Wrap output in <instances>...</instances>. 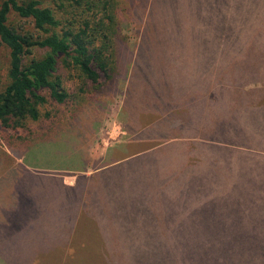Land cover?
Returning <instances> with one entry per match:
<instances>
[{"label":"rangeland","instance_id":"rangeland-1","mask_svg":"<svg viewBox=\"0 0 264 264\" xmlns=\"http://www.w3.org/2000/svg\"><path fill=\"white\" fill-rule=\"evenodd\" d=\"M120 21L115 79L29 121L46 137L24 156L36 165L0 138V173L29 171L0 191V264H264V151L232 137L263 122L264 0H124ZM182 24L202 47H175ZM8 65L2 47L4 82ZM59 74L78 94L77 72Z\"/></svg>","mask_w":264,"mask_h":264},{"label":"trees","instance_id":"trees-1","mask_svg":"<svg viewBox=\"0 0 264 264\" xmlns=\"http://www.w3.org/2000/svg\"><path fill=\"white\" fill-rule=\"evenodd\" d=\"M51 1L55 8L45 6L39 0H0V48L9 51L6 82L3 81L0 67V138L6 149L20 158H23L27 151L42 146L37 144L46 141L44 135L32 134L28 127L29 121H40L41 106L50 101L60 105L73 100L78 102L81 100V94L87 95L88 91L84 88L87 83H91L98 91L102 80L111 82L117 74L119 43L123 37L120 15L124 0ZM12 16L31 21L36 33L27 31L24 27L17 29L11 23ZM182 25L178 26L182 29L175 47H202L201 40L190 38L184 24ZM148 29L141 42L146 47V40L151 38ZM142 44L140 47H145ZM36 50H45L46 53L39 58L34 57ZM61 67L75 70L83 81L78 94H71L64 87L62 76L59 74ZM158 89L156 97L161 99L163 96L167 99L164 89L168 90V94L173 92L168 87L163 88L162 84ZM88 93V97H91L93 92ZM259 117L258 120H263L261 125L256 122L254 128H240L239 136H232L237 145L264 151V114H259ZM3 156L8 157L9 153L0 148V161ZM24 159L27 165H36L27 157ZM26 172L29 171L17 166L0 173V191L8 189L10 185L16 188L22 184L21 179ZM256 183L255 190L252 188L257 192L258 199L255 201L264 203V181ZM15 188L12 192H15ZM1 194L0 192V196ZM1 198L0 213L10 219L11 211L6 206L7 198ZM3 227L0 224V231ZM251 245L246 244V248L236 250L234 255L244 259V250L248 251ZM213 250L219 253L222 251L219 248ZM6 261L4 264H9ZM162 261L159 259L158 264ZM171 263L172 261L167 264Z\"/></svg>","mask_w":264,"mask_h":264}]
</instances>
